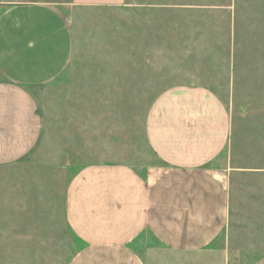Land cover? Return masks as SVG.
Instances as JSON below:
<instances>
[{
    "label": "rangeland",
    "instance_id": "obj_1",
    "mask_svg": "<svg viewBox=\"0 0 264 264\" xmlns=\"http://www.w3.org/2000/svg\"><path fill=\"white\" fill-rule=\"evenodd\" d=\"M33 1L68 15L72 57L58 78L30 89L42 121L36 147L0 164V264H68L82 248L65 215L70 180L88 165L157 164L144 136L146 113L179 85L212 91L230 121L217 162L230 184L227 250L195 260L260 264L264 0H0V11Z\"/></svg>",
    "mask_w": 264,
    "mask_h": 264
},
{
    "label": "crops",
    "instance_id": "obj_2",
    "mask_svg": "<svg viewBox=\"0 0 264 264\" xmlns=\"http://www.w3.org/2000/svg\"><path fill=\"white\" fill-rule=\"evenodd\" d=\"M72 49V25L58 5L0 11V164L36 147L42 121L30 89L58 78ZM229 135L226 107L212 91L179 85L160 93L144 121L157 164L88 165L70 180L65 215L82 248L68 264H207L195 256L224 254L230 184L217 162ZM161 250L176 259L162 261Z\"/></svg>",
    "mask_w": 264,
    "mask_h": 264
}]
</instances>
